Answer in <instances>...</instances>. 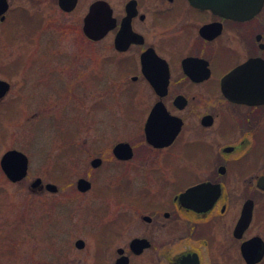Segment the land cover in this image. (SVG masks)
Listing matches in <instances>:
<instances>
[{
    "label": "rangeland",
    "instance_id": "rangeland-1",
    "mask_svg": "<svg viewBox=\"0 0 264 264\" xmlns=\"http://www.w3.org/2000/svg\"><path fill=\"white\" fill-rule=\"evenodd\" d=\"M91 1L79 0L66 13L56 0H9L11 10L0 23V79L10 83L0 98V157L15 148L28 158L27 175L20 181L11 182L0 168V264H110L115 247L133 236L148 237L152 246L133 256L132 264H166L186 244L179 241L169 172L178 164L173 155L178 145L156 151L143 144L150 92L142 82L132 84L130 75L118 78L99 44L82 35V16ZM122 140L135 144L131 161H117L111 153ZM95 156L103 161L92 168L89 161ZM165 159L170 166L162 168ZM80 176L91 180L89 191L76 190ZM36 177L56 184L57 192L31 188ZM125 179L132 195L146 191L160 197L174 214L144 223L140 215L149 212L116 196L114 187ZM242 190L236 187L233 193ZM238 205L233 198L231 216ZM119 220L123 225L116 239L108 230L100 233L101 247L114 238L102 257L98 233ZM227 222L214 229V257L219 264H244L240 258L236 262L237 246L228 232L234 218L230 227ZM256 232H264L260 218L250 229ZM77 238L84 240L82 248L73 244Z\"/></svg>",
    "mask_w": 264,
    "mask_h": 264
},
{
    "label": "flooded vegetation",
    "instance_id": "flooded-vegetation-1",
    "mask_svg": "<svg viewBox=\"0 0 264 264\" xmlns=\"http://www.w3.org/2000/svg\"><path fill=\"white\" fill-rule=\"evenodd\" d=\"M101 1L111 9L113 25L97 40L87 38L83 32L82 35L99 44L101 56L114 64L118 78L130 75L132 84L142 82L150 92V104L140 134L143 144L156 151L168 150L175 143L178 145L173 154L178 164L170 166L165 159L161 167L170 166L169 172L174 177L171 186L176 193L172 201L179 214V241L186 244H181L166 264H182L183 259L184 264H219L212 250L214 229L216 224L226 220L230 227L232 218L234 224L228 232L237 246L236 262H241L240 258L246 264L240 244L253 236L260 237L264 243V232L250 233L255 219L264 220V102L233 100L224 94L222 85L229 73L249 62L252 72L247 78L255 80L256 77L264 82V0L257 12L242 18L194 5L189 0ZM10 10L9 2L4 20ZM155 103H161L179 122L175 136L163 146L149 142L144 131ZM118 142L128 143L131 153L128 158H119L113 153ZM115 144L111 153L117 161L127 162L134 158L133 142L122 140ZM95 157L101 159L97 167L101 166L102 157ZM147 171L152 172V169ZM154 171L161 172L158 168ZM43 184L41 179L36 188L43 190L44 187H40ZM165 184L166 181L160 186ZM128 185L126 179L117 184L115 195L128 206L149 212L140 215L144 223H152L159 214L164 218L171 216V212L174 214L172 209L164 208L160 197L146 191L144 195L139 194L142 192L132 195ZM236 187L242 188V192L233 193ZM75 188L81 192L76 181ZM119 190L125 193L121 195ZM233 198L239 205L231 216ZM245 202L251 205V220L241 236L236 237L233 229ZM161 209L164 210L159 213ZM120 216L123 222L124 215ZM121 224L119 220L113 227L98 233V252L102 257L108 242L119 236ZM107 230L113 237L101 247L100 233ZM135 237L146 238L150 243L140 253L130 247ZM78 239L81 238L75 239L74 245ZM126 243L115 247L110 264L121 256H126L128 264H132L133 256L141 255L152 246L146 236H133ZM263 260L264 254L254 264Z\"/></svg>",
    "mask_w": 264,
    "mask_h": 264
},
{
    "label": "water",
    "instance_id": "water-1",
    "mask_svg": "<svg viewBox=\"0 0 264 264\" xmlns=\"http://www.w3.org/2000/svg\"><path fill=\"white\" fill-rule=\"evenodd\" d=\"M192 4L200 7H208L221 14L234 18H242L257 12L263 0H189ZM77 0H57L58 6L65 12L71 11ZM9 6L8 0H0V21L5 18V12ZM113 25L111 9L105 1L95 0L88 6L87 12L82 18V32L91 39L97 40L102 34ZM142 62L145 58L142 57ZM154 62V60H152ZM250 62L239 66L228 74L223 83V92L233 100L242 102H264V82L250 80ZM247 72V75L245 74ZM259 87V88H257ZM263 87V88H260ZM10 83L7 80L0 79V98L4 97L9 91ZM178 118L170 115L161 103H155L145 122L144 131L146 139L155 146L168 144L175 136L178 130ZM113 153L119 158H128L130 148L127 142H118L113 147ZM101 159L95 157L91 159L90 164L97 167ZM0 168L6 178L11 182H17L24 179L28 172V158L22 151L10 148L4 151L0 157ZM41 183V178L36 177L30 183L31 188ZM90 181L84 177L76 180V187L84 192L90 188ZM43 186L49 192H56L57 186L51 182H46ZM192 191V190H190ZM148 219L147 217H144ZM251 220V205L245 202L241 209V214L234 226L233 235L240 237L242 232L249 225ZM146 238L135 237L130 241V247L135 253H140L149 246ZM84 242L82 239L75 241L77 248H82ZM240 253L246 264H254L261 260L264 254V243L258 236H253L240 244ZM184 259L182 260V264ZM114 264H128L127 257H119ZM196 264V263H195Z\"/></svg>",
    "mask_w": 264,
    "mask_h": 264
}]
</instances>
